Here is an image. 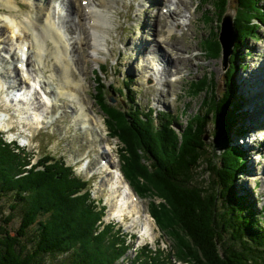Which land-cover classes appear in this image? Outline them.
Returning <instances> with one entry per match:
<instances>
[{"label": "trees", "instance_id": "1", "mask_svg": "<svg viewBox=\"0 0 264 264\" xmlns=\"http://www.w3.org/2000/svg\"><path fill=\"white\" fill-rule=\"evenodd\" d=\"M211 1L222 11L233 2L242 9L233 25L234 54L242 37H260L264 12L258 0ZM211 46L216 52L220 42L215 39ZM232 58L226 94L217 97L216 88H205L206 95L212 93L210 100L203 101L202 112L187 125L179 124V131L165 114L152 119L140 112L137 99L133 100L132 81L125 82V108L105 103L104 90L98 87L97 101L108 115V127L123 144L118 151L124 175L141 197L157 194L165 200V204L150 201V212L161 233L170 238V249L145 245L129 257L133 248L129 235L114 222L104 221L105 206L92 197L90 181L54 156L32 163L25 148L9 143L0 132V203L9 210L0 223V264H264L261 218L250 205V195L234 186L236 172L244 170L247 157L242 145H231L230 140L232 134L241 137L247 128L235 129L245 117L237 111L243 96L235 81L237 57ZM206 83V76L195 80L190 92L201 96ZM210 121L216 143L223 141L227 146L226 160L207 156L204 140ZM207 171L213 175L210 180L203 178ZM16 219L15 228L11 223Z\"/></svg>", "mask_w": 264, "mask_h": 264}, {"label": "rangeland", "instance_id": "2", "mask_svg": "<svg viewBox=\"0 0 264 264\" xmlns=\"http://www.w3.org/2000/svg\"><path fill=\"white\" fill-rule=\"evenodd\" d=\"M15 1L20 4L19 12L21 15H35V12L39 11L34 0H32L34 3L30 0ZM63 1L66 2V0ZM187 3L189 7L184 5L176 6V4L168 0L109 1V18H106V20L103 18L104 25L106 26L107 24L105 30L108 31L105 36L103 33L105 46L98 54L101 58L98 62L99 64L91 60L82 63L84 54H87L90 50L89 43L88 45L80 44L81 49L79 48L78 51L74 50L76 53H72L75 60L69 61L68 71L69 73L72 71L73 62L78 63L80 68H84L83 76H86L85 92H87L88 99L93 103L91 104L94 109L96 108L95 110L102 116V123L107 128V137L103 140H100V136H96L95 131H93L92 135L90 130L84 131L77 128L73 121L74 111L76 110V105L73 101L69 100L73 105L70 107L69 103L67 104L66 97H61L58 93L57 102L62 104V106L60 108L55 106L54 109L50 107L52 105V95L48 90L53 89V82H56V80L48 81L50 77L49 71L42 66H38L41 64H38L33 57L26 64H19V67L22 66L23 69L20 71L21 77L24 78L21 73L26 77H30V82L34 84L33 87L27 89L26 85L22 86V83L25 82L22 81L20 83L13 77L16 73V70H14V66L17 64L16 61H14L15 63H13L11 69L8 70L11 78H6L4 73L9 68L6 56L11 50L14 51L16 44L14 45V41H11L10 36L12 35L10 32L5 34L0 44V69H2L0 70V131L5 134L8 141L18 139L17 142L22 146L28 142L25 147L33 157V162H37L39 158L47 154L65 160L67 164L75 169L79 176L91 182L93 197L107 206L105 222L115 221L117 227L122 226L125 233L136 235V238L132 237V239L136 241V246L141 247L149 244L155 248L156 243H161L165 250L170 249V238L161 234L155 220L148 216V213H150V201L156 200L157 203L162 204L161 201L164 199L152 193V196L140 197V200L137 198V201L140 202V216L137 217L136 208L130 214L129 204L132 201L127 198L123 200L126 203L122 204L120 202L121 197H119V204L125 209H122V213L121 215L119 213L118 217L110 216V209L116 203L110 196L112 191H110L109 186L114 187L115 185L112 182L115 179L113 170L115 171L121 167L118 149L123 144L118 137L112 135L108 127L109 123L107 124L108 117L101 110L98 103L95 102L94 93L98 83L115 86L114 90L108 89V92H103L105 103H110L109 96H114L117 101L112 104L125 108L124 105L117 103L121 102L122 98L127 100L126 96L121 95L118 88L124 86V81L128 82L129 79H133L131 83L134 86L133 97L137 96L141 110L147 111L150 108L157 113L158 111H165L179 116L176 124L179 131L181 129L179 124L187 125V120L191 119L196 113L202 112L203 101L206 99L207 101L210 100L212 93L209 92L206 95L205 88L208 91L216 88L217 97H222L226 94L227 86L231 85L226 76L228 69L234 63H231L233 60L232 56H235V58L237 57L235 81H237V89L245 98V103L237 111H242L243 116L248 114L246 120L240 118L239 126L235 129L246 126V124L264 123V24H259L260 37L255 36L253 38L251 35L248 36V39L242 37L241 46L238 49L236 48L238 50L237 53L234 54L232 50L226 60L219 40L220 30L223 27L225 15L231 14L234 23L235 17L242 14V9L236 8V2L229 3L226 11H222L221 8L215 9L211 0L208 2L207 0H187ZM258 3L264 12V0H258ZM61 4L66 5V9L71 10V15L72 10H77V13L78 10L80 11L76 1H74L72 7L71 3H62L60 0L55 3L51 0L41 3L44 8L43 11L51 13L55 8H61ZM82 5L85 6V2ZM170 7L176 12L180 11V14L175 17L168 16L167 12ZM0 11V27H2L4 21L12 19V17L6 13L4 14L2 12L5 11L3 8H0ZM75 16L77 17V15ZM67 19L73 18L71 16L56 18L60 24L68 28L70 22L66 23ZM170 34L173 35L171 36ZM236 37L237 33H235V43ZM164 38H168L169 42L164 41ZM215 39L220 42L216 52L211 49V47L214 48L211 44H213ZM175 42H177V46ZM52 43V39H49V42L46 43L47 49ZM154 43L161 44L158 45L160 50L157 48L160 54L161 50L168 52L171 49L170 52L166 53L164 60L152 50V47L155 46ZM149 45L151 46L147 48ZM3 46H5L4 49H2ZM30 47H32V44ZM71 52L72 50L69 49L68 56L70 59H72L70 56ZM80 54L82 55L80 56ZM178 56H182L181 61L177 60V62L173 63L172 60L169 61L170 58L173 60L178 59ZM79 57H82V60H77ZM56 62L58 67L55 66V71L61 79L65 72H62L61 67V62L63 61H57L55 57L53 63L56 65ZM49 64L52 65L51 59ZM174 64L176 66H173ZM155 66H158L160 73L163 74L162 78L165 80L160 78V73L154 76L151 75L155 71ZM104 67H106L105 71ZM166 67H171L172 70L167 73ZM73 71L79 74L75 64ZM28 73L29 75H27ZM75 73L76 79H79L80 76L77 77ZM205 76L207 87L205 84L203 85L204 91L202 95L197 96L195 93L190 92L194 81L200 80ZM10 85L11 87H9ZM20 87L22 90L17 93L16 88ZM11 90L12 92L14 91L13 96H9ZM14 96L15 98L13 99L12 97ZM20 106L26 107L22 114L17 111ZM38 109V118L33 115V119H31L30 111L33 112ZM172 122L174 123V121ZM207 130L204 140L208 146L207 156L211 157L213 155L214 158L224 156V160H226L228 157L227 146H225L223 141L216 143L217 141L213 137L215 133L214 125L211 121ZM234 131L238 135L241 134L239 130ZM247 133V131L243 132V134ZM93 137L95 138L93 139ZM232 138H236V136L232 134ZM231 141L232 139L230 140L231 145L235 144L234 139L233 143ZM238 142L246 148L245 156L247 161L244 163V170L236 172L234 186H236L239 193H248L250 195L252 199L248 198V200H252V204H249L257 212V216H260V223L264 226V129L258 133L251 134L243 141L242 138H239ZM248 146L252 149H247ZM206 163L204 164V169L209 165V163ZM211 175L212 173L207 171L203 174V178L210 180ZM140 181L146 187H150L146 180L140 179ZM126 196L128 197V195ZM109 204L111 205L109 206ZM7 213H9L7 205L0 203V223ZM15 221L16 223L12 222L11 224L16 228L18 219ZM105 236L106 241H110L109 235L105 234ZM132 252L130 251V253ZM179 264L188 263L182 261Z\"/></svg>", "mask_w": 264, "mask_h": 264}, {"label": "bare ground", "instance_id": "3", "mask_svg": "<svg viewBox=\"0 0 264 264\" xmlns=\"http://www.w3.org/2000/svg\"><path fill=\"white\" fill-rule=\"evenodd\" d=\"M30 1L34 3L32 0ZM34 1H36L35 5H36V8L38 7L39 11L35 12V15L34 14L33 15L32 14L21 15V13L19 12L20 4L17 3L15 0H7V1L0 0V8H3V10H5L2 12L12 17V19L10 18L4 21V25L0 27L1 28L0 29V44L2 43V38L8 32H10L12 35L10 36L11 41H14L13 43L14 45L16 44L14 51L11 50L10 53H8V56H6L7 63L9 64L8 66L9 68L4 73V76L6 78H11L10 72L8 70L11 69V66L13 65V63H15L14 61H16L17 64L14 66V70H16V73L13 75V77L15 78L16 81L20 83H22V81L25 82V83H22V85H31L33 87L34 84L30 82L31 80L30 77L28 76L26 77L23 73L21 74L24 78L21 77L20 71H22L23 69H22V66L19 67L20 63L22 65L26 64V62H28V60L30 61L33 57L34 60L38 64H41L38 66H42L43 68H46L49 71L50 77L49 79L47 78L48 81L56 80V82H53L54 84L53 89L48 90L49 93L52 95L51 97L52 105L50 107L54 109L55 106L57 108H60L62 106V104L57 102V94L59 93L61 97H66L67 104L69 103L70 107L73 106L70 103V101H73L75 103L76 110L74 111L73 121L76 124L77 128L83 129L84 131L90 130V133H92V135H93V131H95L96 136H100V140L106 139L107 128L105 127V124L102 123V120H103L102 116L95 110L96 108L94 109V107L92 106L93 103L88 99L87 92H85L86 76H83L84 68H80L78 63L73 62V66L74 64L76 65L80 75L73 71V66H72L73 72L71 71L69 73L68 68H69V61L75 60L74 57L72 56V53H76V51H78L79 48L81 49L80 44H83V45H86V44L88 45V43L90 44V50L88 51L87 54L86 53L84 54V61H82V63L88 60L98 63L101 60L98 54L104 48L103 46H105L104 36L106 32L108 31V30H105V27L107 26V24L106 26L104 25L103 18H105V20L106 18H109V11H108L109 1H112V0H69L71 3V7L74 1H76L78 3L77 6L80 7V11L78 10V13H77V10L75 11L72 10V15H71V10L68 8L66 9V5L61 4L60 6L62 9L57 7L51 13V12L43 11L44 8L42 7L41 3L45 2L46 0H41V1L34 0ZM51 1L53 3L56 2V0H51ZM168 1L176 4V6L184 5L186 7H189L187 0H168ZM61 2L65 3L63 0ZM82 2L83 3L85 2V6L82 5L83 4ZM167 13H168V16L175 17L180 14V11L176 12V10H172V8L170 7ZM73 14L77 15L78 18ZM70 16L73 19L66 20V23L70 22V26H68V28H70L69 30L67 27H64L63 24H60L56 20V18L70 17ZM103 33H104V36H103ZM68 34L71 36L68 37L69 36ZM170 35L172 36L173 34H170ZM49 39H52L53 43L50 44L49 48L47 49L46 43L49 42ZM163 40L166 42H169L168 38H164ZM175 43L177 46V42ZM28 44L30 45L32 44V47H30V45ZM154 44L155 46L152 47L153 48L152 50L156 52L157 54H159L161 58L164 60V58H166V53L170 52L171 49L168 52L167 51L164 52L161 50V54H160L157 48L159 49L158 45H161V44L160 43L158 44L154 43ZM150 46L151 45H149L147 48H149ZM4 48L5 46L2 47V49ZM69 49L72 50L70 54L72 59H70L68 56ZM81 55L82 54H80V56ZM55 57L57 61H60V62L63 61L61 62V67H62V72L64 71L65 72H64L63 77H61L62 81L59 77V74L55 71V66L58 67L57 62H56V65L55 63H53V60L55 61ZM177 58L178 59H174V60L170 58L169 61L172 60V63L175 61L177 62V60L181 61L182 56H178ZM50 59H51L52 65L49 64ZM77 60H82V57L81 58L79 57ZM173 66H176V65L174 64ZM171 67L165 68L166 71H168L167 73H169V71L172 70ZM74 73L76 74L77 77L80 76V78L76 79ZM159 73H160V69L158 68V66H155V71L154 73H151V75L154 76ZM27 75H29V73ZM159 75H160V78H162L163 74L160 73ZM162 80H165V79L162 78ZM9 87H11V85ZM18 108L19 109L17 111L20 114H22V112L26 110L25 106H20ZM38 111L39 109L33 112L30 111V118L33 119L32 117L33 115L36 117L39 114ZM36 118H38V116ZM94 138L95 137H93V139ZM113 172L115 174V179L112 182L115 183V185L114 187L110 185L109 189L110 191H112L110 193V196H112L116 205L114 207L112 206L113 208L111 207L110 209L111 211L109 213L110 216L118 217L119 213L121 215L122 209L123 210L125 209V207L122 208V205L119 204V197H121L120 202L122 204L126 203L123 200L127 198L128 200H131L132 202L135 203L134 204L131 202L129 204V208L131 209L130 214L133 213L132 212L133 209L136 208L135 210L137 213L136 216L139 217L140 216L139 215L140 202L137 201L138 197H135L132 194V190L127 184V182L125 181L124 177L122 176L120 169L118 168L115 171L113 170ZM126 195H128V197ZM110 205L111 204H109V206ZM148 216L151 217L149 213H148Z\"/></svg>", "mask_w": 264, "mask_h": 264}, {"label": "water", "instance_id": "4", "mask_svg": "<svg viewBox=\"0 0 264 264\" xmlns=\"http://www.w3.org/2000/svg\"><path fill=\"white\" fill-rule=\"evenodd\" d=\"M233 16L231 14L225 15V19L223 22V27H221L220 33V42L223 47V52L225 53L226 60L230 53L233 50L234 46V39H235V30H234V23H233ZM233 27V28H232Z\"/></svg>", "mask_w": 264, "mask_h": 264}]
</instances>
